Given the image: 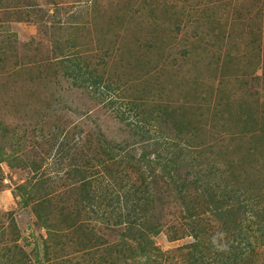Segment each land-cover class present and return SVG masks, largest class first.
Listing matches in <instances>:
<instances>
[{
    "label": "rangeland",
    "instance_id": "374dc122",
    "mask_svg": "<svg viewBox=\"0 0 264 264\" xmlns=\"http://www.w3.org/2000/svg\"><path fill=\"white\" fill-rule=\"evenodd\" d=\"M0 264H264V0H0Z\"/></svg>",
    "mask_w": 264,
    "mask_h": 264
}]
</instances>
